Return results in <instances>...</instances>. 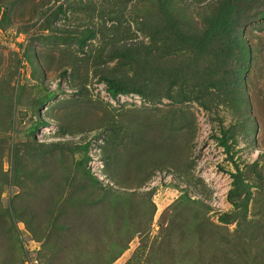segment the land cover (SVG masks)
Here are the masks:
<instances>
[{
	"label": "rangeland",
	"instance_id": "1",
	"mask_svg": "<svg viewBox=\"0 0 264 264\" xmlns=\"http://www.w3.org/2000/svg\"><path fill=\"white\" fill-rule=\"evenodd\" d=\"M0 264H264V0H0Z\"/></svg>",
	"mask_w": 264,
	"mask_h": 264
}]
</instances>
